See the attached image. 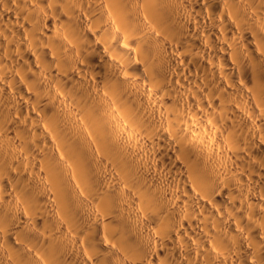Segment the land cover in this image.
<instances>
[{"label": "clouds", "instance_id": "9594fccd", "mask_svg": "<svg viewBox=\"0 0 264 264\" xmlns=\"http://www.w3.org/2000/svg\"><path fill=\"white\" fill-rule=\"evenodd\" d=\"M0 264H264V0H0Z\"/></svg>", "mask_w": 264, "mask_h": 264}]
</instances>
